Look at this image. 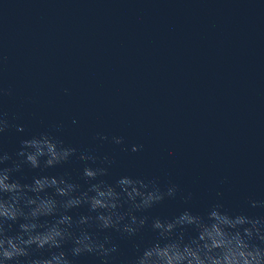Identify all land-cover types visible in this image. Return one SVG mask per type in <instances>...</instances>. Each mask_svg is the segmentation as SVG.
Instances as JSON below:
<instances>
[{
	"label": "water",
	"instance_id": "1",
	"mask_svg": "<svg viewBox=\"0 0 264 264\" xmlns=\"http://www.w3.org/2000/svg\"><path fill=\"white\" fill-rule=\"evenodd\" d=\"M0 118L2 151L41 133L77 150L43 173L25 166L24 182L67 173L86 189L87 163L107 168L99 179L110 184L128 175L176 186L136 213L149 217L137 236L100 232L118 245L110 264L154 237L152 217L216 202L262 215L250 200H264V0H0Z\"/></svg>",
	"mask_w": 264,
	"mask_h": 264
},
{
	"label": "clouds",
	"instance_id": "2",
	"mask_svg": "<svg viewBox=\"0 0 264 264\" xmlns=\"http://www.w3.org/2000/svg\"><path fill=\"white\" fill-rule=\"evenodd\" d=\"M8 127V120L0 118V133ZM76 151L50 133L22 139L15 154L0 150V264H77L84 254L110 264L118 245L100 232L137 236L149 217L136 213L175 196V185L162 191L155 181L128 175L110 184L99 179L107 168L87 163L82 172L86 189L67 173L35 174L31 182L17 175L25 166L43 173L66 163ZM79 159L95 162L96 157L80 153ZM250 204L264 208V200L251 199ZM83 205L88 214L74 218L70 210ZM93 228L99 231L90 232ZM150 228L154 237L135 244L128 264H264V214L233 211L216 202L205 213L186 208L171 218L152 217ZM68 243L72 246L65 250Z\"/></svg>",
	"mask_w": 264,
	"mask_h": 264
}]
</instances>
